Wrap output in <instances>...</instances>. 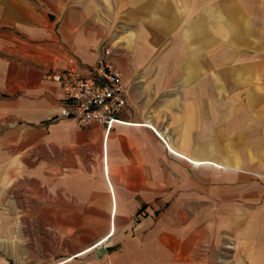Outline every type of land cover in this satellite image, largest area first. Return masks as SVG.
Segmentation results:
<instances>
[{
  "label": "crops",
  "instance_id": "obj_1",
  "mask_svg": "<svg viewBox=\"0 0 264 264\" xmlns=\"http://www.w3.org/2000/svg\"><path fill=\"white\" fill-rule=\"evenodd\" d=\"M262 50L264 0H0V264L75 260L25 248L58 224L84 264H264ZM101 56L120 120L61 117L47 73Z\"/></svg>",
  "mask_w": 264,
  "mask_h": 264
},
{
  "label": "built area",
  "instance_id": "obj_2",
  "mask_svg": "<svg viewBox=\"0 0 264 264\" xmlns=\"http://www.w3.org/2000/svg\"><path fill=\"white\" fill-rule=\"evenodd\" d=\"M62 88L61 117L79 123L96 122L111 128L127 104V87L122 72L104 56L97 59L91 71L67 67L47 73Z\"/></svg>",
  "mask_w": 264,
  "mask_h": 264
},
{
  "label": "rangeland",
  "instance_id": "obj_3",
  "mask_svg": "<svg viewBox=\"0 0 264 264\" xmlns=\"http://www.w3.org/2000/svg\"><path fill=\"white\" fill-rule=\"evenodd\" d=\"M246 22V21H245ZM250 22V20L248 21ZM246 33V32H244ZM259 32V36H260ZM246 35L248 38L253 40L252 32H247ZM262 38V37H261ZM250 53H255L251 50H248ZM260 54L264 55V50L259 52ZM252 55V54H250ZM253 176V177H252ZM252 180H255L257 177L256 175H252ZM255 183V182H254ZM246 185V184H245ZM250 185L252 184V181H250ZM238 199H241V196L238 195ZM240 210V209H236ZM240 214V213H239ZM19 230L22 232H31V233H36L39 234L40 231L42 232L44 229L41 228V225L38 224H20L18 225ZM72 228V230H71ZM69 232H68V230ZM56 233V238L52 239L51 241L45 240L44 238L37 236L36 238L33 239H28L26 240V243L28 244L25 246V248H30V246H34L35 248L38 247L40 249V252L42 249L44 250L45 247H43V244H46L50 248L51 251L54 253L52 254L53 262H59L64 260L65 258L73 255V256H78L75 258V260H72L68 262L67 264H84V259L86 258L85 255L87 252L92 251L94 247L89 246L88 244L85 243V240H83L79 236H84L88 233L89 229L85 228V225L81 224H72V225H56V229L54 230ZM65 237V238H64ZM51 243V244H49ZM89 246V247H87ZM232 246V245H230ZM230 246H225L224 248L229 249ZM37 250V248H36ZM15 252V250H14ZM12 254V253H10ZM80 255V256H79ZM220 258V257H219ZM10 259V264H18L17 263V258L15 255H9ZM64 262V261H62ZM217 264H239L236 260H234L232 255L228 256H222L219 259V262Z\"/></svg>",
  "mask_w": 264,
  "mask_h": 264
}]
</instances>
